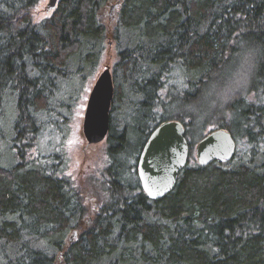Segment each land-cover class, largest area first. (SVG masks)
Masks as SVG:
<instances>
[{"label":"trees","instance_id":"16d2710c","mask_svg":"<svg viewBox=\"0 0 264 264\" xmlns=\"http://www.w3.org/2000/svg\"><path fill=\"white\" fill-rule=\"evenodd\" d=\"M39 1L0 0V157L6 145L13 160L0 163V264H264V0H59L37 21ZM109 43L104 159L80 186L62 156L37 152L42 115L57 114L64 83L97 73ZM249 51L247 86L201 114L202 93ZM165 121L183 125L189 156L150 200L136 164ZM218 129L236 153L200 166L195 146Z\"/></svg>","mask_w":264,"mask_h":264},{"label":"water","instance_id":"95a60500","mask_svg":"<svg viewBox=\"0 0 264 264\" xmlns=\"http://www.w3.org/2000/svg\"><path fill=\"white\" fill-rule=\"evenodd\" d=\"M57 1L49 0L47 12L55 9ZM113 95L111 70L105 66L91 87L84 110L81 132L89 144L102 142L108 134ZM235 153L236 143L231 134L223 129L205 135L194 150L196 162L200 166L212 162L227 163ZM188 156L189 146L180 122L165 121L151 132L136 165L141 189L148 199L159 200L174 188Z\"/></svg>","mask_w":264,"mask_h":264},{"label":"rangeland","instance_id":"374dc122","mask_svg":"<svg viewBox=\"0 0 264 264\" xmlns=\"http://www.w3.org/2000/svg\"><path fill=\"white\" fill-rule=\"evenodd\" d=\"M48 2L49 0H40L34 8V16L37 21L42 20L51 13L46 10ZM113 5H109L104 11L103 19L107 25L109 22L112 25L117 13V8H112ZM114 57L115 53L112 44L109 43L97 73L91 75L89 71L82 78H73L70 82L64 83L62 87H68L71 89V93L67 92L66 95H60V99H56L53 102L52 109L57 114L51 112L47 116L42 115L43 125H41L42 129L39 136L37 152H40L42 156L47 155L48 157L51 155L57 157L62 156V159L66 163V175L69 177L73 176V183L76 185L84 186L85 181L90 177L89 175L102 167L105 149L104 142L88 147L82 140L81 129L89 91L104 67L109 66L111 69L115 60ZM12 108L13 106H9V111ZM1 127L4 133H6L7 138L10 137V118L7 121H1ZM5 146L2 148V151H6L4 153L1 152L0 157V163H4V165L13 161L10 155L11 153L7 151ZM85 192L93 196L90 191ZM89 200L91 199L89 198Z\"/></svg>","mask_w":264,"mask_h":264},{"label":"clouds","instance_id":"9594fccd","mask_svg":"<svg viewBox=\"0 0 264 264\" xmlns=\"http://www.w3.org/2000/svg\"><path fill=\"white\" fill-rule=\"evenodd\" d=\"M256 66L252 52L239 54L235 67L220 81L210 84L202 93L201 100L196 106L197 109L204 114L213 101L218 107L228 104L238 92L247 86L255 73Z\"/></svg>","mask_w":264,"mask_h":264},{"label":"flooded vegetation","instance_id":"af4514ba","mask_svg":"<svg viewBox=\"0 0 264 264\" xmlns=\"http://www.w3.org/2000/svg\"><path fill=\"white\" fill-rule=\"evenodd\" d=\"M57 3H58V1H57ZM82 140H83V142H85L86 144H87V146L88 147H91V146H93V145H96V144H89L88 142H86L85 140H84V138L82 137ZM102 142H104V141H102ZM101 143V142H100ZM140 155V154H139ZM139 158V157H138ZM138 161V160H137ZM137 165V164H136Z\"/></svg>","mask_w":264,"mask_h":264},{"label":"bare ground","instance_id":"6f19581e","mask_svg":"<svg viewBox=\"0 0 264 264\" xmlns=\"http://www.w3.org/2000/svg\"><path fill=\"white\" fill-rule=\"evenodd\" d=\"M59 1V0H58ZM112 8H115V5L112 6ZM95 82V81H94ZM94 84V83H93Z\"/></svg>","mask_w":264,"mask_h":264}]
</instances>
